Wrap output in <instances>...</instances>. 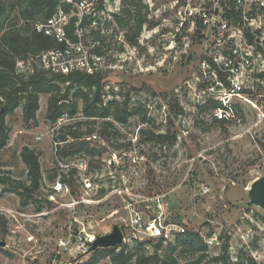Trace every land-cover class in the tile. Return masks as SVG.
<instances>
[{"label":"rangeland","instance_id":"rangeland-1","mask_svg":"<svg viewBox=\"0 0 264 264\" xmlns=\"http://www.w3.org/2000/svg\"><path fill=\"white\" fill-rule=\"evenodd\" d=\"M84 1L82 43L102 53L103 100L128 97V108H141L148 123L135 115L120 135L109 137L101 119L64 134L59 130L61 137L78 135L68 152L74 156V144H84L80 156L89 157L103 189L94 203L70 209L60 206L64 200L57 204L45 198L50 145L46 137L41 142L35 137L52 126L45 117L49 94L39 96L35 120L26 122L21 107L7 115L9 139L0 149V179L27 183L20 157L27 147L39 155L43 181L25 204L0 180V242L5 243L0 264H112L102 250H88L91 241L109 234L113 226L123 234L116 251L124 254L193 262L199 254L173 246L175 234L188 228L208 245L201 264H223L222 256L229 262L240 256L264 264V209L250 199L252 184L264 178V97L252 98L257 108L234 101V114L221 104L212 109L209 101L198 99L200 84L194 74L200 43L186 26L180 27L173 0H103L101 5ZM133 4L143 17L135 46L125 37L134 20L122 15L128 20L124 27L114 20L123 9L133 18L138 11ZM74 15L80 18L75 11L69 20ZM17 67L24 69L22 63ZM175 100L183 108L177 117L169 108ZM81 109L79 101L78 112ZM168 128L177 133L173 147L141 137L143 129L161 134ZM89 132L99 133L106 145L91 146L84 140ZM70 184L73 190L79 187L76 179ZM216 257L221 259L214 262Z\"/></svg>","mask_w":264,"mask_h":264},{"label":"built area","instance_id":"built-area-1","mask_svg":"<svg viewBox=\"0 0 264 264\" xmlns=\"http://www.w3.org/2000/svg\"><path fill=\"white\" fill-rule=\"evenodd\" d=\"M61 2L70 4L80 16L75 30L77 40L70 41L66 36L65 29L70 20L62 7L38 22L36 32L63 44L61 48L41 53L39 59L43 68L64 75L77 71L87 75L100 73L103 56L93 53V49H86L82 43L81 25L86 2ZM171 8H174L180 27L186 26L200 43L194 74V81L200 84L196 94L198 99L219 103L231 113L234 101L257 108L252 98L264 97V0H173ZM100 119L112 122L119 131L124 128L110 118L85 117L82 111L72 115L64 112L45 134L35 137L37 142L46 137L50 145L48 163L51 176L47 177L50 185L45 189V198L49 202L58 204L59 199L64 200L60 206L75 209L94 203L101 195L103 189H100L98 175L92 174L89 157H81L82 152L74 156L68 152L70 143L76 138L59 136V130L63 133L76 129L77 123L91 125ZM84 140L91 146L106 145L97 132H89ZM74 178L79 184L77 190H73L70 184Z\"/></svg>","mask_w":264,"mask_h":264},{"label":"trees","instance_id":"trees-1","mask_svg":"<svg viewBox=\"0 0 264 264\" xmlns=\"http://www.w3.org/2000/svg\"><path fill=\"white\" fill-rule=\"evenodd\" d=\"M95 1L99 5L103 2V0ZM130 2L134 3V0ZM132 6L138 9L133 18L130 11L123 9L121 14H114V20L120 27H124L128 23L126 18L121 17L122 15L134 20L135 26L129 30L125 37L131 46H135L142 28L143 17L137 4ZM58 7H62L67 14H75L76 11L70 4L61 2V0H0V149L6 145L9 139L6 116L21 107L23 119L26 122L35 120L41 94L50 96L45 114L46 119L50 122H54L64 112L75 114L80 101L81 111L85 117L110 118L126 127L129 119L138 115L143 124L148 123L147 113L141 112V108H128V97L121 102L116 100L105 102L103 100L105 83L100 73L87 75L77 71L64 75L43 68L39 59L41 53L61 48L63 44H58L52 38L36 32L35 25L49 18ZM77 21L78 18L74 15L70 18L65 29L67 38L73 42L77 40L75 33ZM93 52L97 55L102 54L99 47H96ZM18 63H22L24 69H19ZM218 104L214 101L208 103L212 109L220 108ZM169 108L175 117L183 114V108L176 100L169 104ZM171 120L170 118V128L173 127ZM81 125L82 123H77L76 126L80 127ZM103 125V133L109 131L106 134L107 137L112 133L116 136L120 135V131L114 128L112 122L105 121ZM170 128L161 134L143 129L141 137L148 142H154L161 146L166 145L170 148L177 141L176 131H172ZM72 136L73 138L78 137L73 133ZM128 145L130 146V144ZM84 149L85 146L81 142L73 146L74 152H82ZM20 157L26 167L28 185L24 182H13L10 179L0 180L8 182L12 189L18 193L22 202L26 204L40 189L42 173L38 160L39 155L34 149L23 148ZM102 193L103 190H101ZM173 246H181L184 251L199 254L195 261L186 264H201L208 247L198 232L188 228L175 234ZM118 248H97V250H102L105 256L111 259L112 264H151V261H154L153 264L159 262L160 264H176L169 258L160 260L155 259L156 257L153 255L124 254L123 251H116ZM222 250L227 251L226 243L223 244ZM219 259L221 257H216L213 260L216 262ZM222 261L223 264H256L252 258L244 260L240 256L233 262H229L222 256Z\"/></svg>","mask_w":264,"mask_h":264},{"label":"water","instance_id":"water-1","mask_svg":"<svg viewBox=\"0 0 264 264\" xmlns=\"http://www.w3.org/2000/svg\"><path fill=\"white\" fill-rule=\"evenodd\" d=\"M251 202L264 209V178L255 181L250 190ZM124 242L123 234L118 226H113L112 231L103 236L96 237L89 244V251L97 248H116ZM4 242H0V246H4Z\"/></svg>","mask_w":264,"mask_h":264}]
</instances>
